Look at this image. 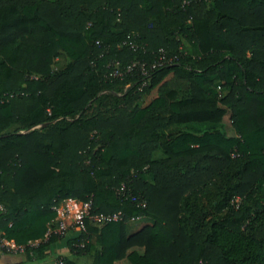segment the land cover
<instances>
[{"label": "trees", "instance_id": "obj_1", "mask_svg": "<svg viewBox=\"0 0 264 264\" xmlns=\"http://www.w3.org/2000/svg\"><path fill=\"white\" fill-rule=\"evenodd\" d=\"M185 1L0 0V231L26 256L14 264L63 238L43 241L67 199L120 219L87 218L51 264H264V0ZM135 60L148 77L111 75Z\"/></svg>", "mask_w": 264, "mask_h": 264}, {"label": "built area", "instance_id": "obj_2", "mask_svg": "<svg viewBox=\"0 0 264 264\" xmlns=\"http://www.w3.org/2000/svg\"><path fill=\"white\" fill-rule=\"evenodd\" d=\"M183 2H186V1L183 0ZM171 59H173V58H171ZM161 60H162V58L160 59V61L158 63L153 62L150 65V69H154V68L158 67L159 64H161L163 62ZM113 67H114V69H111L112 70L111 75L115 76V77H123L126 73H129L135 67L139 68L141 74L144 75L145 77H148V75H149V72H148L149 67L147 69V64L144 62L140 63L136 60L129 63L125 68H120L118 62H115ZM125 189H126L125 185L122 184L120 189H119V193L122 195H125V193H126ZM128 196H130L131 200H136L134 195L128 194ZM138 204H140L141 206H145V202H143V201H139ZM4 210H5L4 205L2 203H0V212H2ZM55 210H56L57 214L61 217V219H63L65 216H67V214L70 212L68 206H65L64 208H60L58 206V207H55ZM76 211L77 212H75L73 227L78 232H85V230H86L85 220L87 218L92 219L96 222H107V221H111V220L120 219V216L118 213H96V214H92L90 201L83 202L80 205V207L77 208ZM67 227L68 226L64 223V221L61 220L58 222L56 227H54V228L49 227L47 230V233L48 234L49 233H56V234L63 235V233L66 231ZM24 251H25L24 246L17 245L13 240L7 239L3 235V232L0 231V256L4 253H9V252L10 253H24Z\"/></svg>", "mask_w": 264, "mask_h": 264}, {"label": "crops", "instance_id": "obj_3", "mask_svg": "<svg viewBox=\"0 0 264 264\" xmlns=\"http://www.w3.org/2000/svg\"><path fill=\"white\" fill-rule=\"evenodd\" d=\"M160 157V156H158ZM65 206L69 207V214L65 216L63 219L57 214L56 218L52 221V224L49 225L51 228H54L57 226L59 221H65L66 225L68 226L66 231L63 233V238L56 241V243H53L51 245V248L49 251L46 252V257L42 260L34 261L31 264H51L56 260L58 257H70V252L68 249V239L77 233L78 231L74 229L72 225V219H73V211H75L76 203L73 199H67L64 202H62L59 207L64 208ZM64 222V223H65ZM145 222V221H144ZM52 233H46L45 238L43 241H45ZM56 234V233H55ZM39 242V240L30 241V246H36ZM26 262V256L24 253H4L0 256V264H14V263H23ZM118 264H125L124 261L119 262Z\"/></svg>", "mask_w": 264, "mask_h": 264}, {"label": "rangeland", "instance_id": "obj_4", "mask_svg": "<svg viewBox=\"0 0 264 264\" xmlns=\"http://www.w3.org/2000/svg\"><path fill=\"white\" fill-rule=\"evenodd\" d=\"M183 50L184 51H187V52H190L192 50V48L190 47V45H188L186 42H184L183 44ZM154 92H155V88H152L147 95L143 96L141 98V100L138 102L139 105H145L146 103L149 102V100L152 98V96L154 95ZM222 126H223V130H225V132L227 134H234V130L232 128V125H231V121H230V117H229V112L227 114L224 115L223 117V121H222ZM162 155L161 151L157 150L153 153V156L154 157H158ZM75 203H76V208H75V211H73V219H72V222L74 223V216H75V212H77V208L80 207V205L83 203V202H79V201H76L75 200ZM61 208V207H60ZM69 214V213H68ZM65 222V221H64ZM72 223V225H73ZM66 224V222H65Z\"/></svg>", "mask_w": 264, "mask_h": 264}]
</instances>
